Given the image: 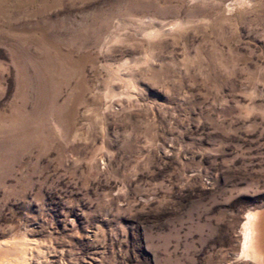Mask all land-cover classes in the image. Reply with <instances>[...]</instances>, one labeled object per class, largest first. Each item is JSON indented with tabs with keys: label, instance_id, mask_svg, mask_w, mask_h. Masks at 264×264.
Returning <instances> with one entry per match:
<instances>
[{
	"label": "rangeland",
	"instance_id": "374dc122",
	"mask_svg": "<svg viewBox=\"0 0 264 264\" xmlns=\"http://www.w3.org/2000/svg\"><path fill=\"white\" fill-rule=\"evenodd\" d=\"M263 209L264 0H0V264H260Z\"/></svg>",
	"mask_w": 264,
	"mask_h": 264
},
{
	"label": "bare ground",
	"instance_id": "6f19581e",
	"mask_svg": "<svg viewBox=\"0 0 264 264\" xmlns=\"http://www.w3.org/2000/svg\"><path fill=\"white\" fill-rule=\"evenodd\" d=\"M262 211L250 213L243 228V252L260 264H264V210Z\"/></svg>",
	"mask_w": 264,
	"mask_h": 264
},
{
	"label": "water",
	"instance_id": "95a60500",
	"mask_svg": "<svg viewBox=\"0 0 264 264\" xmlns=\"http://www.w3.org/2000/svg\"><path fill=\"white\" fill-rule=\"evenodd\" d=\"M264 210V209H263Z\"/></svg>",
	"mask_w": 264,
	"mask_h": 264
}]
</instances>
